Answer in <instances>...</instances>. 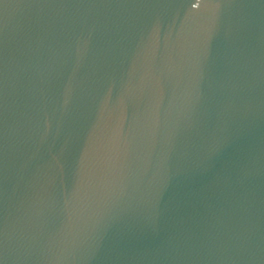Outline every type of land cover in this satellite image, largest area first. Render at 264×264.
<instances>
[{"label": "water", "instance_id": "95a60500", "mask_svg": "<svg viewBox=\"0 0 264 264\" xmlns=\"http://www.w3.org/2000/svg\"><path fill=\"white\" fill-rule=\"evenodd\" d=\"M0 264H264V0H0Z\"/></svg>", "mask_w": 264, "mask_h": 264}]
</instances>
